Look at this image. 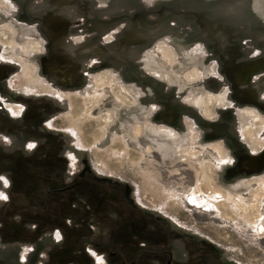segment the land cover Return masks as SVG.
I'll list each match as a JSON object with an SVG mask.
<instances>
[{
    "label": "rangeland",
    "instance_id": "374dc122",
    "mask_svg": "<svg viewBox=\"0 0 264 264\" xmlns=\"http://www.w3.org/2000/svg\"><path fill=\"white\" fill-rule=\"evenodd\" d=\"M221 1L227 8L219 11L214 0H0V181L4 176H36L39 158L27 149L47 127L58 128L77 149L86 151L99 173L132 184L143 205L168 215L190 235L212 241L226 264H264V231L259 229L264 227V173L220 183L218 167L227 155L219 141L204 136L191 117L183 118L180 130L155 121L162 120L174 96L181 107L209 122L218 119L220 109L232 107L226 85L218 82L214 56L227 53L231 34L250 55L259 54L254 44L264 45V0ZM48 17L79 25L64 46L54 47L58 41L46 40L33 23ZM48 53L50 61L44 59ZM39 64L41 72L48 64L62 77L83 65L84 81L79 87L62 83L59 89L40 75ZM219 72L227 79L223 67ZM219 84L221 89L212 91ZM149 86L155 89L156 101L167 104L162 112ZM8 88L52 95L62 107L56 110L54 100L46 108L32 99L22 107L8 101ZM250 109L234 111L242 141L255 152L264 144L258 137L264 116ZM197 185L204 191L191 202L187 196ZM214 191L221 192L217 200L224 202L218 211L202 200ZM225 194L238 198L241 206L223 200Z\"/></svg>",
    "mask_w": 264,
    "mask_h": 264
},
{
    "label": "crops",
    "instance_id": "0c3cea01",
    "mask_svg": "<svg viewBox=\"0 0 264 264\" xmlns=\"http://www.w3.org/2000/svg\"><path fill=\"white\" fill-rule=\"evenodd\" d=\"M214 3L219 11L227 8L221 0ZM33 23L46 40L58 41L54 47L64 46L67 36L79 26L59 17ZM228 38L227 53L214 57L221 76L218 82L226 85L232 107L220 109L218 119L209 122L193 109L181 107L174 96L162 120H155L180 130L183 118L191 117L204 136L219 141L227 155L217 173L223 184L264 173V144L253 152L242 141L234 111L248 107L264 116V45L255 43L259 54L252 56L239 45L238 37L231 34ZM51 56L48 53L44 59L50 61ZM75 57L79 59V54ZM82 67L69 69L62 77L48 64L41 72L39 64V72L59 89L62 83L79 87L84 81ZM149 87L158 112H162L167 104L158 103L155 89ZM221 87L219 84L212 91ZM7 93L12 94L9 102L22 107L29 99L47 104L46 108L55 100L54 108L62 107L60 99L45 93L11 88ZM38 136L27 149L39 158L37 175L4 176L5 181H0V264H226L212 241L190 235L168 215L143 205L132 184L99 173L86 151L77 149L65 131L47 127ZM258 137L264 139V131Z\"/></svg>",
    "mask_w": 264,
    "mask_h": 264
},
{
    "label": "bare ground",
    "instance_id": "6f19581e",
    "mask_svg": "<svg viewBox=\"0 0 264 264\" xmlns=\"http://www.w3.org/2000/svg\"><path fill=\"white\" fill-rule=\"evenodd\" d=\"M7 26H8V25H7ZM10 28H12V27H10ZM11 30H13V29H11ZM2 32H3V31H2ZM12 34H13V32H12ZM1 35H2V33H1ZM6 37H7V36H6ZM6 37H5V38H6ZM5 38H4V39H5ZM37 41H38V40H37ZM31 42H32V41H31ZM38 43H39V42H38ZM32 44L34 45L35 43H32ZM39 45H40V44H39ZM166 47H167V46H166ZM166 47H165V48H166ZM31 48H32V47H31ZM33 48H35V49H33V50H36V47H33ZM168 48H169V47H168ZM168 48H167V49H168ZM40 49H41V48H40ZM160 49H161V48H160ZM162 49L164 50V48H162ZM168 50H169V49H168ZM170 51H171V50H170ZM164 53H165V52H164ZM169 54H171V53H169ZM162 56H163V55H162ZM164 56H165V55H164ZM164 56H163V57H164ZM170 60H171V59H170ZM168 61H169V60H168ZM173 61H174V60H173ZM193 71H194V70H193ZM191 73H192V72H191ZM193 73L195 74V71H194ZM197 73H198V72H197ZM202 73H203V72H202ZM104 74H105V73H104ZM189 75H190V74H189ZM196 75H197V74H196ZM197 76H199V73H198ZM102 77H103V76H102ZM110 77H111V75H110ZM188 77H190V76H188ZM168 78H169V77H168ZM190 78H191V77H190ZM192 78H193V76H192ZM200 78H201V77H200ZM93 79H94V78H93ZM110 79H112V78H110ZM115 79H116V78H115ZM191 80H192V79H191ZM193 80H194V79H193ZM116 81H117V80H115V82H116ZM94 82H95V80H94ZM110 82H111V80H110ZM110 82H109V83H110ZM97 83H98V82H97ZM98 84H99V83H98ZM110 84H111V83H110ZM118 84H119V83H118ZM95 85H96V84H94V86H95ZM99 85H101V84H99ZM112 85H113V84H112ZM115 85H116V84H115ZM119 86H120V85H119ZM122 89H123V88H122ZM117 92H118V91H117ZM96 93H97V92H96ZM113 93H114V92H113ZM127 93H128V92H127ZM117 94H119V93H117ZM121 94H122V93H121ZM121 94H120V96H121ZM124 95H125V94H124ZM206 95H207V94H206ZM208 95H210V94H208ZM215 95H216V94H215ZM220 95H221V93H220ZM94 96H95V95H93V97H94ZM116 96H117V95H116ZM221 96H222V95H221ZM70 97H71V96H70ZM74 97H75V96H74ZM126 97H127V96H126ZM199 97H200V96H199ZM204 97H206V96H204ZM71 98H72V97H71ZM91 98H92V97H91ZM94 98H96V96H95ZM94 98H93V99H94ZM119 98H120V97H119ZM121 98H122V97H121ZM207 98H208V96H207ZM209 98H210V97H209ZM124 99H125V98H124ZM124 99H123V101H124ZM199 99H200V98H199ZM201 99H202V98H201ZM212 99H213V97H212ZM217 99H218V98H217ZM222 99H223V98H222ZM72 100H73V99H72ZM88 100H89V99H88ZM100 100H101V99H100ZM131 100H132V99H131ZM204 100H205V98H204ZM70 101H71V100H70ZM114 101H117V100H114ZM121 101H122V100H121ZM127 101H128V100H126L125 102H127ZM71 102H73V101H71ZM86 102H91V101H87V100H86ZM203 102H204V101H203ZM213 102H214V100H213ZM216 102H217V101H216ZM218 102H219V101H218ZM131 103H133V102H131ZM224 103H226V102H224ZM133 104H134V103H133ZM204 104H205V102H204ZM204 104H203V105H204ZM206 104H207V103H206ZM208 104H209V103H208ZM216 104H217V103H216ZM219 104H220V103H219ZM96 105H97V104H96ZM121 105H122V104H121ZM214 105H215V104H214ZM119 106H120V105H119ZM119 106H118V107H119ZM122 106H124V105H122ZM206 106H207V105H206ZM95 107H96V106H95ZM116 107H117V106H116ZM207 107H208V106H207ZM13 108H14V107L9 106V109H13ZM86 108H87V107H86ZM88 108H89V107H88ZM90 108H91V107H90ZM205 109H206V108H205ZM86 110H88V109H86ZM86 110H85L84 112H86ZM114 110H115V109H114ZM198 110H200V108H198ZM207 110H208V108H207ZM246 110H247V109H246ZM246 110H245V113H246ZM250 110H251V109H250ZM89 111H90V110H89ZM239 111H240V110H239ZM247 111H248V110H247ZM200 112H201V111H200ZM240 112H241V111H240ZM88 113H89V112H88ZM88 113H87V114H88ZM242 113H244V112H242ZM242 113H241V114H242ZM248 113H249L250 115H252L253 118H258V119L261 118L259 115L256 114V112L249 111ZM103 114H104V113H103ZM103 114H102V116H103ZM107 114H108V113H107ZM107 114H106V115H107ZM205 114H206V112H205ZM238 114H239V113H238ZM203 115H204V114H203ZM211 115H212V114H211ZM88 116H90V114H89ZM99 116H100V115H99ZM104 116H105V115H104ZM205 116H207V114H206ZM209 116H210V115H209ZM209 116H208V117H209ZM239 116H240V115H239ZM91 117H92V116H91ZM245 117H246V116H245ZM249 117H251V116H249ZM252 117H251V118H252ZM100 118H101V116H100ZM105 118L108 119V117H106V116H105ZM105 118H104V119H105ZM258 119H257V120H258ZM96 120H97V119H96ZM98 120H99V119H98ZM257 120H256L255 122H257ZM262 120H263V118H261V121H262ZM250 121H251V120H250ZM106 122H107V121H106ZM110 122H111V121H110ZM257 124H258V123H257ZM262 124H263V123H262ZM262 124H260V125H262ZM105 125H106V124H105ZM107 126H108V125H107ZM249 126H251V125H249ZM247 127H248V126H247ZM255 127H257V126H255ZM100 128H101V127H100ZM105 128H106V127H105ZM103 129H104V128H103ZM103 129H101V130H103ZM249 129H250V128H249ZM104 130H105V129H104ZM137 130H138V128H137ZM105 131H106V130H105ZM133 131H134V133H135V130H134V129H133ZM246 131H247V130H246ZM103 133H104V132H103ZM136 133H137V132H136ZM242 134H243V133H242ZM246 135H247V134H246ZM251 135H252V134H251ZM102 136H103V135H102ZM247 136H248V135H247ZM247 136H246V138L249 137V136H248V137H247ZM99 137H101V136H99ZM250 138H251V137H250ZM248 139H249V138H248ZM252 147H254V146H252ZM219 148H220V147H219ZM219 148H218V149H219ZM220 149H221V148H220ZM215 150H216V149H215ZM216 151H217V150H216ZM222 154H223V153H222ZM223 158H225V157H223ZM201 176L204 177L205 175H202V174H201ZM202 180H203V179H202ZM201 182H203V181H201ZM205 182H207V180H206ZM205 182H204V185H205ZM208 182H209V181H208ZM201 184H202V183H201ZM201 184H200V186H201ZM208 184H209V183H208ZM208 184H207V185H208ZM202 185H203V184H202ZM200 186L197 185L196 188H195V190H194V193H193V194H189V195L187 196V198L189 199V201H191V202H196V195L200 197V193H203L204 190H202L203 188L201 189ZM205 186H206V185H205ZM201 187H202V186H201ZM213 187H214V186H213ZM210 188L212 189V186H211ZM213 190H214V189H213ZM213 190H211V191H213ZM215 190H216V189H215ZM217 190H218V189H217ZM220 191H221V190H220ZM206 192H207V191H206ZM214 192H215V191H214ZM214 192H212L213 194H208V193H209V192H208L207 195L204 193V194H205V197H204V199H202V200H203V201L205 200V201L208 202V203L210 202V204L214 207V209H215L216 211H218V210H219V206H220V205H224V204H223L224 202H222V201H218V200H217V196H218L219 193H221V192H219V191H218V192H215V195H214ZM222 193H223V192H222ZM202 195H203V194H202ZM225 195H226V198L223 199V200H226V199L228 200V199H229V202H230V199H231V200L233 201V204H236V205H238L239 203L241 204V202H240V200H239L238 198L236 199V198H234V197H227V194H225ZM203 196H204V195H203ZM219 196H220V195H219ZM219 196H218V197H219ZM254 196H256V194L253 195V197H254ZM257 197H258V196H257ZM232 201H231V202H232ZM234 202H235V203H234ZM243 204H244V203H242V207L245 206V205H243ZM231 205H232V204H231ZM236 205H235V206H236ZM238 206H241V205H238ZM254 206H256V205H251L250 208H253ZM231 207H232V206H231ZM246 207H247V206H246ZM232 208L234 209V207H232ZM240 208H241V207H240ZM237 209H238V208H237ZM241 210H242V208H241ZM244 210H245V209H244ZM246 210H247V209H246ZM254 210H256V209H254ZM235 211H236V207H235ZM237 211H239V209H238ZM250 212H251V211H250ZM243 213H244V212H243ZM256 214H257V212H256ZM258 214H259V213H258ZM241 215L244 216V214H242V213H241ZM245 216H246V215H245ZM245 216H244V218H245ZM247 216H248V215H247ZM255 218H256V220H259V219H260V215H258V216L255 217ZM247 219H248V217H247ZM252 219H253V218H252ZM256 220H254V221H252V222H250V220H248V222L251 223L252 225H254V224L256 223ZM249 225H250V224H249ZM256 229H257V228H256ZM259 229L261 230V232L264 231V227H260ZM258 231H259V230H258Z\"/></svg>",
    "mask_w": 264,
    "mask_h": 264
},
{
    "label": "flooded vegetation",
    "instance_id": "af4514ba",
    "mask_svg": "<svg viewBox=\"0 0 264 264\" xmlns=\"http://www.w3.org/2000/svg\"><path fill=\"white\" fill-rule=\"evenodd\" d=\"M34 78H36V76H34ZM37 79V78H36ZM7 105V108L9 109V106H12V107H14V108H16L17 110H18V107L19 106H17V105H11V104H6ZM15 112V111H14ZM17 112V111H16Z\"/></svg>",
    "mask_w": 264,
    "mask_h": 264
},
{
    "label": "built area",
    "instance_id": "2783aa9c",
    "mask_svg": "<svg viewBox=\"0 0 264 264\" xmlns=\"http://www.w3.org/2000/svg\"><path fill=\"white\" fill-rule=\"evenodd\" d=\"M254 53H256V51H254ZM96 261H99L98 257L96 258Z\"/></svg>",
    "mask_w": 264,
    "mask_h": 264
},
{
    "label": "snow or ice",
    "instance_id": "6c2138e0",
    "mask_svg": "<svg viewBox=\"0 0 264 264\" xmlns=\"http://www.w3.org/2000/svg\"><path fill=\"white\" fill-rule=\"evenodd\" d=\"M0 179H2V178H0Z\"/></svg>",
    "mask_w": 264,
    "mask_h": 264
}]
</instances>
